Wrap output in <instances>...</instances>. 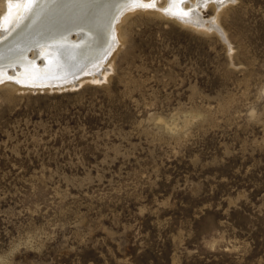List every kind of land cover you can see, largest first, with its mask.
I'll return each mask as SVG.
<instances>
[{"label":"rangeland","instance_id":"obj_1","mask_svg":"<svg viewBox=\"0 0 264 264\" xmlns=\"http://www.w3.org/2000/svg\"><path fill=\"white\" fill-rule=\"evenodd\" d=\"M224 7L229 50L136 9L107 81L0 82V264H264V0Z\"/></svg>","mask_w":264,"mask_h":264},{"label":"bare ground","instance_id":"obj_2","mask_svg":"<svg viewBox=\"0 0 264 264\" xmlns=\"http://www.w3.org/2000/svg\"><path fill=\"white\" fill-rule=\"evenodd\" d=\"M160 1L155 0L153 7H147L150 0H142L140 8L129 4L124 10L116 11L108 0H56L55 3L45 0L34 14L25 16L27 5L19 0H7L0 16V82L16 90L62 91L79 89L85 81H107L109 70H113L111 60L122 39L119 22L136 9H154L163 15L164 9L181 16L187 12L184 19L165 16L201 31L209 30V21H213L217 26L214 32L225 40L228 50L231 48L218 23V12L229 4H218L215 0L198 4L196 0H188L170 6L165 0V5L159 6ZM209 4L215 14L205 19L202 9Z\"/></svg>","mask_w":264,"mask_h":264},{"label":"snow or ice","instance_id":"obj_3","mask_svg":"<svg viewBox=\"0 0 264 264\" xmlns=\"http://www.w3.org/2000/svg\"><path fill=\"white\" fill-rule=\"evenodd\" d=\"M9 2H11V0H9ZM19 2H22L25 5H27L24 15L28 16L29 14H34L36 9L39 7V5L41 3H44L45 0H19ZM47 2L55 3L56 0H47ZM167 2L170 6H174L176 4H185L188 2V0H167ZM196 2L198 4L201 3L207 4L209 3V0H196ZM215 2L218 4H235L237 0H215ZM108 3H110L112 8L115 9L116 11L124 10L125 6L129 4L136 5L137 8H140L142 6V0H108ZM154 3L155 0H150V3H148L146 6L153 7ZM163 12L165 15L171 16L176 19H184L185 17L188 16L187 12H185L184 15L181 16L177 12L171 11L169 9H164ZM209 24H210V28H209L210 31L217 27L213 21H209Z\"/></svg>","mask_w":264,"mask_h":264}]
</instances>
